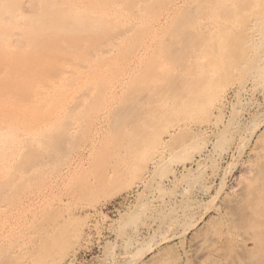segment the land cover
<instances>
[{
  "label": "bare ground",
  "instance_id": "1",
  "mask_svg": "<svg viewBox=\"0 0 264 264\" xmlns=\"http://www.w3.org/2000/svg\"><path fill=\"white\" fill-rule=\"evenodd\" d=\"M226 91L236 104L264 97V0H0V211L9 196L33 187L30 181L43 185L51 167L75 150L77 135L90 130L91 116L113 99L115 143L127 135L124 142L135 143L131 156L144 150L157 169L165 161L158 147L166 134L174 146L168 154L185 155L170 163H181L185 172L189 161L201 172L210 155L195 158L192 152L213 136L208 154L218 158L232 138L227 132L239 125L237 107V118L222 121ZM261 152L253 175L239 182L237 205L228 203L235 205L230 224L212 228L217 233L210 230L209 243H197L201 256L191 264H204L203 258L207 264H264ZM169 171L176 188L185 179ZM147 180L137 183L143 198L169 208L176 198L156 179L147 187ZM90 185L70 194L92 192ZM43 233H33L36 254L26 250L37 262L53 249L44 247ZM7 255H0V264H16L19 258L5 260Z\"/></svg>",
  "mask_w": 264,
  "mask_h": 264
},
{
  "label": "rangeland",
  "instance_id": "2",
  "mask_svg": "<svg viewBox=\"0 0 264 264\" xmlns=\"http://www.w3.org/2000/svg\"><path fill=\"white\" fill-rule=\"evenodd\" d=\"M232 97V93L226 91L228 104L224 106L222 121H232L240 114L239 125L237 124L233 133L227 132L226 138H232L223 149L227 151L222 150L218 158L217 154H208L211 151L213 136H210L197 152H192L195 158L201 153L210 155L204 163L206 167L203 165L200 167L203 169L198 168L201 172L189 161L184 163L187 167L185 172L181 163H170L177 162V158L185 155L177 156L181 151L175 153L177 157L170 155L172 152L168 154L174 146L167 144L172 139H168L166 134L162 136L163 143L158 147V150L165 154V161L157 169V165L154 167L148 163L151 155L147 152L148 155L145 154L144 150V154L139 150L137 157H132L131 149L135 143L124 142L127 135L114 142L116 134L112 120L115 117L117 100H110L106 110H100L91 116L94 124L90 130L83 135H77L79 144L68 158L52 166L54 169L44 175L43 185L38 187L34 181H30L28 186L33 187L7 198L5 205L8 203V206L3 204L4 208L0 211V255L8 252L5 260H11L15 255V258H19L18 261L25 257L20 262L17 261L22 264H39L43 259V264H191L196 261L201 256L200 251H196L197 243L205 242L206 239L209 243L211 233L215 232L212 228H224L230 224L233 206L231 208L229 204L233 205L235 202L237 205V201L233 200L238 199L239 182L253 175L252 167L258 160L254 156L260 151L264 152V97L257 95L254 100L244 99L240 105L238 102L236 104L237 100ZM236 112H240L238 116ZM128 127L129 124L124 126ZM127 130L131 132L130 128ZM75 132L76 130L72 131L73 134ZM90 148L91 155L88 154ZM258 148L261 150L257 151ZM263 152L261 153L264 154ZM98 156H102V160ZM214 156L216 158L211 161ZM79 161L81 162L77 166ZM170 168L174 169L173 172L178 177L185 179H182L184 181L176 188L168 182L172 177ZM180 173L182 175H179ZM240 174L243 175L241 178ZM139 176L149 179L147 187L156 185L157 181L161 184L160 188L164 185L161 190L175 197L176 200H172L174 203H170V207L165 209L154 199H147L145 196L143 198V190L137 184L141 179ZM95 178L97 182L94 181ZM84 182L88 185L93 182L90 185L92 192L87 191L83 196L81 193L82 198L78 194L72 196L73 189L80 188L81 185L84 188L87 186ZM147 187L145 195L151 190ZM204 187L206 189H203ZM227 204L228 211L231 209L229 212ZM53 221L54 223H51ZM49 224L52 227H48ZM41 229L45 233L44 247L53 249H47L46 252L44 248V258L37 262L38 260L31 256V253L36 254L33 253V248L39 246L33 233ZM45 231L52 233L50 235ZM26 250H31V253ZM23 251L24 255L21 257ZM29 255L32 259L27 257ZM200 260L204 264L208 263L205 258Z\"/></svg>",
  "mask_w": 264,
  "mask_h": 264
}]
</instances>
